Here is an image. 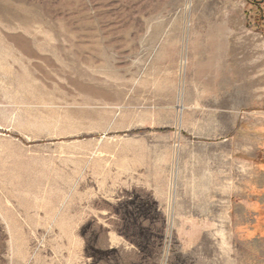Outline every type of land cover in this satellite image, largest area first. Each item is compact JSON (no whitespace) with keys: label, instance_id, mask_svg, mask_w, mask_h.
<instances>
[{"label":"rangeland","instance_id":"1","mask_svg":"<svg viewBox=\"0 0 264 264\" xmlns=\"http://www.w3.org/2000/svg\"><path fill=\"white\" fill-rule=\"evenodd\" d=\"M0 264H264V5L0 0Z\"/></svg>","mask_w":264,"mask_h":264},{"label":"flooded vegetation","instance_id":"2","mask_svg":"<svg viewBox=\"0 0 264 264\" xmlns=\"http://www.w3.org/2000/svg\"><path fill=\"white\" fill-rule=\"evenodd\" d=\"M256 2H258V6L264 5V0H256Z\"/></svg>","mask_w":264,"mask_h":264}]
</instances>
